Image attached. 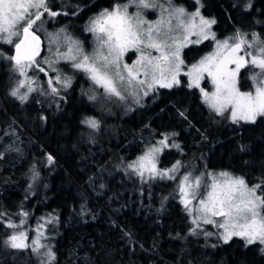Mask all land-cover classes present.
Masks as SVG:
<instances>
[{
	"label": "trees",
	"instance_id": "1",
	"mask_svg": "<svg viewBox=\"0 0 264 264\" xmlns=\"http://www.w3.org/2000/svg\"><path fill=\"white\" fill-rule=\"evenodd\" d=\"M112 1L70 0L49 8L78 34L75 4L96 10ZM206 1V15L214 17L219 36L246 31L264 41V0ZM245 17L251 22L242 23ZM48 24L52 29L58 25ZM32 29L38 32L35 25ZM13 49L0 42V212L7 213L5 221L24 219L22 230L29 239L42 231L41 241L55 259L31 248L7 247L4 241L15 230L0 224V264H264V245H249L240 237L203 246L201 232L191 230L179 200L178 176L142 180L128 168L146 145L169 134L161 166L169 168L178 160L180 173L188 165L197 173L230 171L250 185H261L264 196V116L224 127L183 75L179 85L156 87L142 103L130 97L120 102L83 74L70 77L66 63L50 71L48 79L68 77L69 88L59 96L29 93L21 102L10 95L18 86L14 63L6 58ZM183 52L188 63L203 50L187 47ZM253 72L250 64L240 69V89L251 88ZM27 73L36 76L35 84L46 86L38 69ZM87 119L98 127L84 123ZM48 155L53 163L46 165Z\"/></svg>",
	"mask_w": 264,
	"mask_h": 264
},
{
	"label": "snow or ice",
	"instance_id": "2",
	"mask_svg": "<svg viewBox=\"0 0 264 264\" xmlns=\"http://www.w3.org/2000/svg\"><path fill=\"white\" fill-rule=\"evenodd\" d=\"M130 4L137 8L134 15L128 12L129 4L116 5L112 10H103L90 22L88 31L95 36L98 45L92 54H86L78 42L70 37L66 38L67 51L61 53L59 49L57 50L58 59L70 61L71 67L86 73L94 85L103 89L105 96L116 97L119 100H125L126 93L135 97L139 91H143L144 95H148L154 90L155 85L171 88L173 84H179L177 75L184 63L180 50L187 43L193 42L189 40V36L197 35L202 39L211 36L215 39V34L206 32L205 29L210 28L216 21L205 19L199 9L188 14L184 8L173 6L171 0H159V2L130 0ZM250 6V3L246 5V7ZM149 8L161 10V18L155 24L148 23L142 18L140 10ZM41 9L50 16L59 14L50 11L47 0H0V41L14 45L15 54L6 58L14 63L20 76H26V69L32 66L38 67L40 72L48 75L47 70L40 67L36 61L39 55V37L32 31L33 25L41 19ZM197 17L199 24L196 23ZM145 24L147 27H144ZM195 42L200 43L201 40ZM254 45H259L255 51H247ZM129 50H135L140 55L132 65L122 64L123 57ZM151 50L158 55H153ZM242 51L244 54L240 55ZM230 64H235V69L229 68ZM249 64L260 70L251 77L257 85L254 94L240 92L236 87V75L239 69ZM52 71L57 70L53 68ZM185 74L190 80L188 87L199 88L200 80L205 74L212 78L214 92L209 94L203 88L200 89L204 101L217 114H223L230 107L233 123L241 120L254 122L258 115L264 116V41H261L255 33L251 41L245 39L239 32L234 37L223 41L217 40L216 51L205 56L198 64L192 65ZM141 75L143 79H140ZM33 83L32 79L20 80L18 86L11 90L10 95L21 102L26 101L28 94L36 91L32 86ZM70 83V78H62L59 74L48 79L52 95L59 94L54 85L67 88ZM26 84L27 92L20 94V88L25 87ZM90 99L96 97L90 96ZM84 123L94 129L98 127L93 119H87ZM167 141L168 136L165 135L164 139L159 141V145L168 147ZM162 147L149 148L144 155L129 164L128 168L142 180L155 179L157 176L174 179L171 173L177 170L179 161L172 169L163 172L156 167V154L162 151ZM47 161L52 164L53 157L48 155ZM207 175L212 177L210 185L200 176H184L179 185L181 202L190 214L193 208L189 205L192 200L198 198L199 194V207L195 212L200 215H197L192 223L199 227L197 221L202 220L204 224H213L223 229L221 238L225 243L232 236H240L249 245L257 241L264 244V196L257 194V190L262 186L258 184L249 187L243 178L232 177L227 172H221L219 176H213L211 173ZM201 187L205 189V193L199 192ZM6 215L7 213L0 212V224L15 231L8 236L4 244L11 249L31 248L33 253L39 254L45 247L41 243L43 232L37 230L36 238L29 244L28 236L22 230L25 220L21 219L19 224H16L12 220L5 221L3 218ZM27 215L26 212L20 213L21 217ZM48 223H51V220ZM205 235L211 236L212 233L206 232ZM45 255L49 261L55 259L50 249Z\"/></svg>",
	"mask_w": 264,
	"mask_h": 264
},
{
	"label": "rangeland",
	"instance_id": "3",
	"mask_svg": "<svg viewBox=\"0 0 264 264\" xmlns=\"http://www.w3.org/2000/svg\"><path fill=\"white\" fill-rule=\"evenodd\" d=\"M103 1H105V0H103ZM244 1L245 2H249V0H244ZM63 2H66V4H70V0H47V6L49 8V7L53 6V5H60ZM158 2H159V0H158ZM193 3L194 4H192L189 0H185V1L171 0V4L173 6L184 8L185 11H186V13H188V14H191L192 12H195L197 9H199L201 16H203L205 19H207V20H213L214 19L213 16H211L213 18H210L209 16L206 15L207 14V11H206L205 7L208 6V3H207L206 0H199V3H197V0H193ZM125 4H129L130 5L129 8H128L129 14L134 15L137 12V8L134 5H131L130 4V0L119 1V3H118V5H121V6H123ZM97 5L101 6L102 5V2L101 3H98ZM165 6H167V3H165ZM104 8L105 9H108V10H112L114 7L108 6V7H104ZM40 11L42 12L41 19L38 20V21H36V23L34 25L36 26V28L38 30V32L37 31L36 32L39 33V34H41L42 39L44 41V46L45 47H44L43 54L39 57V59L36 60L37 63H38V65L40 67L45 68L47 70V72L49 73L50 71H52L53 68H55L57 71H59V69L61 68V64L62 63H66V64H68L67 65V68H68V70L70 72V74H69L70 77L71 76L72 77H75L77 75L82 76V74H83V76H86L88 78V75L86 73H84L82 71H77V70L73 69L71 67V62L70 61H66L64 59H58L57 50L59 49V51L61 53L66 52L67 51V44H68V40L66 38L70 37L72 40H75V41L78 42L79 46L82 48V50L86 54H92L98 45H97V41H96L95 36L90 31H88V28L90 26V22L100 14V9L96 13L97 15H93L91 17L92 19L88 22V26H87L86 32H89L90 33V36L87 38V40L89 39L88 40L89 42L88 41L87 42H84L81 38L76 37V35L73 34L74 32H73L72 28H70L69 26H65L64 24H62L63 21L62 20H59V19L57 20L56 19V16H50L46 12V14L48 15L46 17V16H44V13L45 12H43L42 9ZM50 11L57 12V13L59 12V11H54L52 9H50ZM140 11L142 12V18L145 21H147L148 23L155 24L156 21H158L161 18V10L159 8H156V9H152V8L142 9ZM165 17H167V14H165ZM66 21L68 22V21H72V20H66ZM241 21H242V23H250L251 22L246 17L245 18H242ZM48 22H50L52 24L58 23V25L55 28L52 29V28H49ZM173 23H175V21H173ZM196 23L199 24V17L196 18ZM213 25L214 24H212L210 26V28L205 29V31L206 32L214 33L215 34V39L211 38V36H209L208 39H202L201 37H199L197 35H190L189 36V40H191L193 42L192 43H187L186 46H184V47L181 48V50H180V56H181V59L184 61V63L181 65L180 72L177 75V80H179V83L181 81V76L183 75L185 77V79H186L187 86H188V84L190 83V80H189V76L186 75L185 73H187L189 71V69L192 67V65L198 64L205 56L210 55V54H212L213 52L216 51V42H217V40L223 41V40L228 39L230 37H234L237 32H239L241 35L244 36L245 39H247L249 41H251V39H252L253 32H246V31H234V32L228 33L226 35L219 36V33L217 31H215ZM144 27H147V24H145ZM70 29H71L72 33H70ZM176 34L177 35H180V33H176ZM198 39L201 40L200 43H196L195 42ZM14 40H17V38H14ZM0 42L3 43V41H0ZM231 42L232 41H230V43ZM7 45H10V44H7ZM11 46L14 47V45H11ZM258 46L259 45H254L253 48L247 49V51H255V48L258 47ZM187 47H194V48L197 49V51L203 50V52L201 53V55H199L193 61L187 63L185 61V59H184V52H183V50L185 48H187ZM151 51H153V55H158V53H155L154 50H151ZM243 54H244V52L242 51L240 53V55H243ZM139 55H140V53L136 52L135 50H129L128 52L125 53V55L123 57V60H122V64L126 63V64H129V65H132L133 62L138 59ZM246 59H247V57H246ZM50 62H52V63L50 64ZM235 67H236L235 64H230L229 65V68H231V69H235ZM33 68L38 69V67H36V66L27 68L26 69V76H20L19 72L17 71V78H16V80H17L18 84H19V81L20 80L27 81V79H32L35 82L36 76L35 75H32V73L31 74L30 73H27V71H29V70L31 71ZM251 68L254 71L253 72L254 74L255 73H258L260 71L258 68H254L252 65H251ZM240 69H239V71H240ZM41 73H43V72H41ZM238 75H239V72L236 75V87L238 88V90L240 92H252L254 94L255 93V88L257 86L256 83L252 80L251 88L248 89V90H242L238 86ZM61 77L63 78L65 76H61ZM143 78L144 77L141 75L140 79H143ZM44 79H46V81H47V82L45 81L46 82L45 83L46 86L43 85V84H39L38 85V84L33 83L32 86L36 89V91H34L32 93H44V94L52 95L51 94V89L48 86V75H45ZM88 80H90V79L88 78ZM15 85H16V83L13 85V87ZM176 85H179V84H173V86H176ZM54 86L57 87L58 92L61 91V90H65V89L69 88V87L64 88V87H62L61 85H58V84H56ZM156 87H159V85H155L154 86V88H156ZM89 88L90 87H87L86 88V93L87 94L89 93L88 92L90 90ZM195 88H197V87H195ZM201 88H203L204 91L208 92L209 94H211L212 92L215 91V86L212 83V78L209 77L207 74H205L204 75V78L200 80V87L197 88V89H198V91L200 93V96H201V99H202L203 103L206 106H208V104L204 101L203 95H202L201 90H200ZM20 92H22L21 94H24L25 92H27V84L25 85V87H23V88L20 89ZM149 93H148V95H149ZM92 95L93 94H91V96ZM125 95L127 97H130L133 101H135L138 104L139 103H142L143 102V99L145 100V98L148 96V95H144L143 91H139L138 94L135 97L130 96L127 93ZM56 96H59V94L56 95ZM94 96H95V94H94ZM137 100H138V102H137ZM98 102H99V100H98ZM120 102H121V100H120ZM100 104L102 105V102ZM107 106L108 105H106L104 107H107ZM121 106L124 108V104H122ZM214 112H215V110H214ZM215 115L218 117V120L217 121L219 123H222V125L224 127H231L233 125H238L237 123H233L232 122V119H231V108L230 107L228 109H226L223 112V114H217L215 112ZM239 122H246V121L241 120ZM165 135L168 136L167 143L170 146L171 141L169 140V138H170L169 137V134H164L162 138L161 137L156 138L153 142H151L150 144L146 145L145 146V149H143L142 152H140V154H138L136 158H134L132 161H130L129 164H131L133 161H135L138 157L144 155L145 152H147L149 150V148H151V147H162L161 145H159V141L162 140V139H164ZM169 146L168 147H162V151L159 152L158 154H156V167L161 172H163L164 170L172 169L173 168V165H176L177 164V161H178V160L174 161L169 166V168H165L166 166H161L160 165V163H159L160 156H161V154L163 153V151L165 149H169ZM44 162H45L46 165L49 164L48 161H47V157H45ZM186 167H187V170L185 172L180 173L179 170L182 168V165L179 162V166H178L177 170L175 172L171 173V175L173 177L174 176H178V178H179V180H178V186L180 185V183L183 180V177L184 176H190V177L200 176L202 178V180L204 182H206L208 185H210L212 183V177L207 175L209 173H211L213 176H219V174L221 172H227L232 177H240V178H242L241 176H239L237 174H234V173H232L230 171H220V170H207V171H205L204 170V171H199L197 173V172L193 171L192 169H190V168H194L193 165H188ZM35 177H36V172H34L32 174V178L35 179ZM246 184L249 187H253V186L256 185V184L255 185H250L247 182H246ZM199 192L200 193H205V189L203 187H201V189L199 190ZM257 194L258 195H261V193L258 190H257ZM179 198H180V195H179ZM179 200L181 202V198ZM182 205L185 207V205L183 203H182ZM189 207L193 208V212L191 214L187 210V212L189 214L190 221L192 222L193 219H195L197 215H200L199 213L195 212V209L199 207V194H198V198L197 199H194V200L191 201ZM215 219H219V218H215ZM221 222H222V220H221ZM197 223H198L199 227H197V224H193V225H191V228H192L191 230L194 233H198L199 231L201 232L202 239H203V243L205 244L203 246L212 245V244H215L216 242H218L219 244L225 243L223 241V239L221 238V233H223V231H224L223 229H220V228L216 227L213 224H204L202 220L197 221ZM206 232H211L212 235L211 236H207V235H205ZM36 236L37 235H34V237L31 236L30 239L28 238L27 243L30 244L31 243V240L32 239H35ZM233 237H240V236H232L231 239ZM240 238L243 239L244 242L246 243V240L244 238H242V237H240ZM41 243L43 245H45V247L40 250V254H44V253L48 252L49 249L51 250V248L49 246H47L48 243L46 244L45 242H42V241H41ZM256 243H259V242L257 241ZM259 244H261V243H259ZM261 245H264V244H261Z\"/></svg>",
	"mask_w": 264,
	"mask_h": 264
},
{
	"label": "flooded vegetation",
	"instance_id": "4",
	"mask_svg": "<svg viewBox=\"0 0 264 264\" xmlns=\"http://www.w3.org/2000/svg\"><path fill=\"white\" fill-rule=\"evenodd\" d=\"M119 0L117 1H112L110 3V7H115L116 5H118ZM77 7H79L78 9V14H79V19L78 21H76V31L78 34H75L76 37L81 38L84 42H87V38L90 36L89 32H86L87 30V26H88V22L92 19L91 17L93 15H97L96 13L98 12V10L100 9V13L102 10H104L105 8H97L96 10H93L92 5L88 6L86 4H84L83 6L79 5V4H75ZM108 7V6H105ZM89 42V41H88Z\"/></svg>",
	"mask_w": 264,
	"mask_h": 264
},
{
	"label": "water",
	"instance_id": "5",
	"mask_svg": "<svg viewBox=\"0 0 264 264\" xmlns=\"http://www.w3.org/2000/svg\"><path fill=\"white\" fill-rule=\"evenodd\" d=\"M32 31L34 32V34L39 37V55L36 57V59H38L42 54H43V51H44V41L42 39V36L37 33L35 30L32 29ZM15 54V48L13 49V55Z\"/></svg>",
	"mask_w": 264,
	"mask_h": 264
}]
</instances>
